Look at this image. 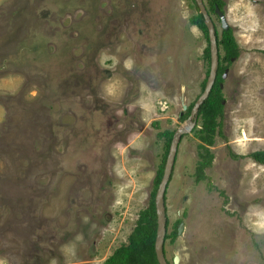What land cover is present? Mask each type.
I'll return each mask as SVG.
<instances>
[{"label": "rangeland", "instance_id": "rangeland-1", "mask_svg": "<svg viewBox=\"0 0 264 264\" xmlns=\"http://www.w3.org/2000/svg\"><path fill=\"white\" fill-rule=\"evenodd\" d=\"M224 1L240 56L206 179L200 140L179 143L167 231L184 226L165 244L178 264H264V163L250 156L264 151V0ZM190 3L0 0V264H102L128 242L155 199L160 133L184 126L209 75Z\"/></svg>", "mask_w": 264, "mask_h": 264}, {"label": "trees", "instance_id": "trees-1", "mask_svg": "<svg viewBox=\"0 0 264 264\" xmlns=\"http://www.w3.org/2000/svg\"><path fill=\"white\" fill-rule=\"evenodd\" d=\"M190 1L192 2L190 5L196 9V13L192 14L189 20L191 24L197 26L204 32L206 39L209 41L208 29L204 21V16L200 12L196 1ZM206 6L209 13L216 14V7L225 12L224 0H207ZM217 37L220 50L218 74L209 97L199 109L197 125L192 130V132L200 140V143L198 144L199 160L197 161L196 166L197 181L206 179V168L209 167L214 160V154L212 153L210 147L214 144L215 137L218 132H221L220 129L223 125V115L225 109V94L222 86L225 79L223 75L226 68L231 67L234 59H237L240 56V46L231 27L228 29L222 28L221 31L217 30ZM205 52L208 61H210L209 45ZM205 84L206 82L203 84V90L205 88ZM195 101H193L183 113L180 112L179 118L183 122H185L189 117ZM174 132L175 130L173 129H165L160 133V135L165 139L166 151L163 157V162L160 165L155 178V189L152 193L154 198L159 183L163 177L164 167ZM250 156L260 163H264V151L251 153ZM157 226V212L155 199H153L147 208L140 211L139 218L137 219L136 224L128 237V242L117 247L102 264H159L155 251ZM177 235L178 227L177 225H174L171 232L168 233L167 231L165 244L168 239H170V242H175ZM168 262L169 264H174V260L172 262L168 260Z\"/></svg>", "mask_w": 264, "mask_h": 264}, {"label": "water", "instance_id": "water-1", "mask_svg": "<svg viewBox=\"0 0 264 264\" xmlns=\"http://www.w3.org/2000/svg\"><path fill=\"white\" fill-rule=\"evenodd\" d=\"M195 1L200 9V12L204 16V21L208 29L209 44H210V72L206 81L205 88L203 92L200 94V96L197 98L196 102L194 103L190 115L186 119L184 126L179 127L174 132L164 167L163 177L161 179V182L159 183L155 195V206H156L157 224H158L157 234L155 239V251L159 264H169L165 253V237L168 230L165 196L172 175V170L176 161L179 143L182 136L186 133L191 132L194 129V127L197 125L199 109L210 95V92L213 88V85L215 83L218 74L219 61H220V55H219L220 50L218 45L217 27L215 25L213 17L208 12L207 6L205 4V0H195ZM216 14L221 21L222 28L228 29L230 24L228 22L225 13L221 11L218 7H216ZM228 71L229 70H226V72L224 73L223 75L224 78H226ZM183 109L185 111L187 109V106L184 105ZM183 226L184 224L180 223V226L178 228V234L182 232ZM178 263H179V257L175 256L174 264H178Z\"/></svg>", "mask_w": 264, "mask_h": 264}, {"label": "flooded vegetation", "instance_id": "flooded-vegetation-1", "mask_svg": "<svg viewBox=\"0 0 264 264\" xmlns=\"http://www.w3.org/2000/svg\"><path fill=\"white\" fill-rule=\"evenodd\" d=\"M225 13V12H224ZM211 14V13H210ZM229 28H230V26H229ZM210 45V44H209ZM226 70H230V67H228V68H226ZM226 70H225V72H226ZM210 72V71H209ZM230 71H228V73H229ZM228 75V74H227ZM225 79V78H224ZM222 86H223V84H222ZM225 102V101H224ZM212 147V146H211ZM211 147H210V149H211ZM198 155H199V153H198ZM198 160H199V156H198ZM197 160V161H198ZM214 161V160H213ZM213 161H212V163H213ZM196 166H197V163H196ZM212 166V164L209 166V167H211ZM209 167H207V168H209ZM206 168V169H207ZM200 182V181H199Z\"/></svg>", "mask_w": 264, "mask_h": 264}]
</instances>
